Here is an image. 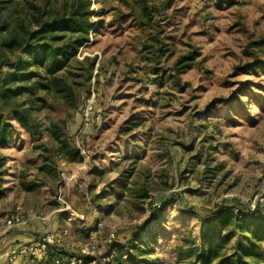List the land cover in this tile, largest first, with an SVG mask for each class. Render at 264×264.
<instances>
[{
    "label": "rangeland",
    "instance_id": "374dc122",
    "mask_svg": "<svg viewBox=\"0 0 264 264\" xmlns=\"http://www.w3.org/2000/svg\"><path fill=\"white\" fill-rule=\"evenodd\" d=\"M0 1L17 30L64 4ZM91 11L89 41L61 73L72 97L46 94L30 131L8 118L0 264H54L50 251L11 250L62 230L59 249L92 241L109 264H135L126 249L148 264H264L253 232L264 226V63L247 66L264 62L250 55L264 0H91ZM56 130L81 161L56 155ZM219 204L242 215L203 229L198 216ZM248 209L258 215L243 218Z\"/></svg>",
    "mask_w": 264,
    "mask_h": 264
},
{
    "label": "trees",
    "instance_id": "16d2710c",
    "mask_svg": "<svg viewBox=\"0 0 264 264\" xmlns=\"http://www.w3.org/2000/svg\"><path fill=\"white\" fill-rule=\"evenodd\" d=\"M4 2L0 1V147L5 146L12 137L8 118L30 131L34 126L30 113L35 106L39 109L47 106L46 94L56 88V91L72 97L68 85L59 86L61 73L74 59L79 47L89 41L92 30L91 0H64L62 11L38 10V15L33 17L34 27H18L21 30H17V26L2 15ZM253 46L250 55L256 60L258 51L264 52V36L255 41ZM194 57L195 53L190 51L179 60H192ZM262 63L261 60L255 61L247 66L255 67ZM3 68L7 69L4 71ZM61 134L58 130L52 133L58 144L54 150L56 155L70 162L81 161L79 149L62 138ZM257 211L248 209L243 218H255ZM233 214L242 215V212L238 208L219 204L206 215H199L198 220L203 229L207 225L221 229L222 222H227ZM253 232L264 235V226L259 225ZM140 235L141 231L133 233L124 247L134 244ZM115 250L121 256L120 247L115 246ZM126 250L135 264H148L146 259ZM49 251L54 264L57 258L72 256L56 246H52Z\"/></svg>",
    "mask_w": 264,
    "mask_h": 264
},
{
    "label": "built area",
    "instance_id": "2783aa9c",
    "mask_svg": "<svg viewBox=\"0 0 264 264\" xmlns=\"http://www.w3.org/2000/svg\"><path fill=\"white\" fill-rule=\"evenodd\" d=\"M258 202L264 208V197H259ZM254 209V205L252 207ZM19 222L18 212L7 217L6 224L8 227H14ZM66 234V230L58 233H45L38 239L32 240L29 243H20L14 247L12 253L37 254L39 252H47L52 246L59 247L62 238ZM111 254L100 253L98 247L91 242L79 248L77 254L72 256H65L60 259H55V264H109Z\"/></svg>",
    "mask_w": 264,
    "mask_h": 264
}]
</instances>
